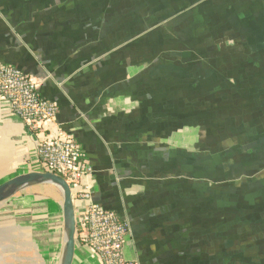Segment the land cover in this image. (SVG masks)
I'll list each match as a JSON object with an SVG mask.
<instances>
[{
	"label": "crops",
	"instance_id": "0c3cea01",
	"mask_svg": "<svg viewBox=\"0 0 264 264\" xmlns=\"http://www.w3.org/2000/svg\"><path fill=\"white\" fill-rule=\"evenodd\" d=\"M0 63L57 104L128 261L264 264V0H0ZM41 136L0 100V185L42 172ZM63 244L58 188L0 204V264Z\"/></svg>",
	"mask_w": 264,
	"mask_h": 264
},
{
	"label": "built area",
	"instance_id": "2783aa9c",
	"mask_svg": "<svg viewBox=\"0 0 264 264\" xmlns=\"http://www.w3.org/2000/svg\"><path fill=\"white\" fill-rule=\"evenodd\" d=\"M0 100L36 136V154L42 172L63 179L72 193L76 212V245L88 250L100 264H139L123 253L130 233L126 221L92 201L93 172L74 137L55 126L58 106L38 93L36 83L19 69L0 63Z\"/></svg>",
	"mask_w": 264,
	"mask_h": 264
},
{
	"label": "water",
	"instance_id": "95a60500",
	"mask_svg": "<svg viewBox=\"0 0 264 264\" xmlns=\"http://www.w3.org/2000/svg\"><path fill=\"white\" fill-rule=\"evenodd\" d=\"M40 185L54 186L62 194L64 244L59 264H72L76 245V210L70 188L63 179L47 172L19 175L0 185V204L27 189Z\"/></svg>",
	"mask_w": 264,
	"mask_h": 264
}]
</instances>
